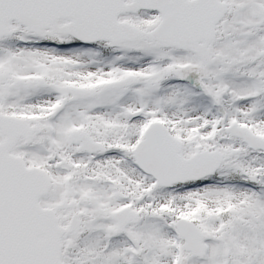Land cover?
Segmentation results:
<instances>
[{
	"label": "snow or ice",
	"instance_id": "obj_1",
	"mask_svg": "<svg viewBox=\"0 0 264 264\" xmlns=\"http://www.w3.org/2000/svg\"><path fill=\"white\" fill-rule=\"evenodd\" d=\"M0 264H264V0H0Z\"/></svg>",
	"mask_w": 264,
	"mask_h": 264
}]
</instances>
